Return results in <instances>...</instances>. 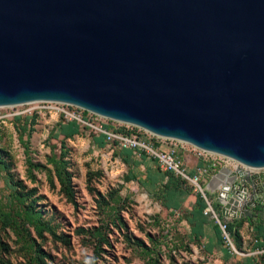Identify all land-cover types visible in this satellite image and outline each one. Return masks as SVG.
<instances>
[{"label":"water","instance_id":"water-1","mask_svg":"<svg viewBox=\"0 0 264 264\" xmlns=\"http://www.w3.org/2000/svg\"><path fill=\"white\" fill-rule=\"evenodd\" d=\"M36 102L264 169V0H0V108Z\"/></svg>","mask_w":264,"mask_h":264},{"label":"rangeland","instance_id":"rangeland-1","mask_svg":"<svg viewBox=\"0 0 264 264\" xmlns=\"http://www.w3.org/2000/svg\"><path fill=\"white\" fill-rule=\"evenodd\" d=\"M14 109L0 108V264H240L190 239L141 160H116L88 126L58 136L56 111Z\"/></svg>","mask_w":264,"mask_h":264},{"label":"built area","instance_id":"built-area-1","mask_svg":"<svg viewBox=\"0 0 264 264\" xmlns=\"http://www.w3.org/2000/svg\"><path fill=\"white\" fill-rule=\"evenodd\" d=\"M22 107L29 108L21 110ZM71 107H73L74 110H72ZM12 108H17V110H13L14 112L12 114L15 117L26 114L32 115L35 111H56L59 115H63L69 122H76L80 126H88L92 128L96 134L105 136L107 141L106 148L109 151L114 152L116 148L123 150L130 149L134 152L135 156L141 157L142 155H145L148 158L153 159L157 162L161 170L173 173L175 176L186 182L196 194L201 195L206 203L204 215L209 217L219 226L222 232L223 242L232 256L264 257V246L255 250H239L233 241L231 232L229 231V223L242 217L241 214L246 211V207H244L245 204L249 202L250 197L253 196L250 185L244 184L243 176H241L240 173L243 175L250 173L252 176L257 178L258 175L264 174V169H249L239 162L227 157L205 152L189 144L176 140L160 138L135 126L123 124L126 129L120 131L119 129L121 127L112 126V124H110L111 120L105 118L104 124L102 123V119H104L103 117L68 104L38 102ZM87 112L91 115V117H87L85 115ZM120 125H122V123ZM184 145L193 147V152L201 159V163L193 170L188 168L185 163V159L181 155V148H184ZM164 146H167V149H163ZM223 170L236 172L238 174L237 182L241 184L231 190L232 193L240 191V194L238 195L240 211L237 214L236 212H231L230 216L226 217L222 215L223 205L217 204L216 201L219 198V195H225L223 193L224 190L233 187V180L232 182H229L231 178L230 176L232 175L229 174L228 182L224 183L218 191V197L216 199L211 195L208 187V181L210 179L211 181H215L218 177L217 175Z\"/></svg>","mask_w":264,"mask_h":264},{"label":"crops","instance_id":"crops-1","mask_svg":"<svg viewBox=\"0 0 264 264\" xmlns=\"http://www.w3.org/2000/svg\"><path fill=\"white\" fill-rule=\"evenodd\" d=\"M163 148L167 149V146ZM113 153L115 152H112V154ZM181 154L182 156L184 154L183 158L190 170L195 169V167L201 163V159L190 148L182 147ZM116 160L122 161L123 159L120 157V159L117 158ZM142 167L144 169L142 170L144 174L143 178H147L150 186L156 188V190L162 192L161 194L166 196V204L171 206V210L180 206L182 208V213H190L196 209L197 194L189 191L182 185H176L173 182V178L165 175L164 172L158 168L153 159L147 158V161L142 163ZM228 176L229 174L225 172L223 176H218L215 181H211V179L208 181L209 190L215 199L218 197V191L224 183L228 182ZM232 180L233 178L231 177L229 182H232ZM256 180L255 186L250 185L256 203L246 208L244 216L232 222L240 226V234L243 240L242 246L245 250H255L264 246V174L258 175ZM202 218L205 219L206 222L203 227L205 237H203L202 240L209 250H213L216 255L218 254L220 256V260L225 259L228 257L227 249L217 244L218 225L209 218ZM183 221L187 223L190 229L189 232L191 233V225H189L188 221L185 219H183ZM242 257L243 258L237 257L234 261H240V264H258L259 262L260 264H264V258L261 257Z\"/></svg>","mask_w":264,"mask_h":264},{"label":"trees","instance_id":"trees-1","mask_svg":"<svg viewBox=\"0 0 264 264\" xmlns=\"http://www.w3.org/2000/svg\"><path fill=\"white\" fill-rule=\"evenodd\" d=\"M125 129H126L125 127H121L119 130L123 131ZM79 133H80V125L76 122H68L65 124H61L57 128V135L58 136H64L65 139L72 138L76 135H79ZM98 143L101 146L106 147L107 141H106L105 136L100 135L98 138ZM120 150H123V149L116 148L114 152L115 153L117 152L118 156L121 157L124 160V162L127 163L129 166H132L134 160H141L143 163L147 161L148 157L145 155L138 157V156H135L134 152L130 149H125V151H120ZM155 163L157 164L156 161H155ZM157 166H158V164H157ZM158 168L160 169L159 166H158ZM161 171L164 172L163 170H161ZM164 174L173 178V182L176 185H178V186L182 185L183 187H185L189 191L194 192L193 189L186 182L181 180L179 177L175 176L173 173L164 172ZM59 176L62 177V172H60ZM161 195L162 196L160 197V200H161L164 208H166L170 212L180 211V213L182 215V220L185 219L186 221H188L189 225H191L190 239L193 241H201L202 238L205 237L203 227H204V224L206 223L205 219H203L202 217L209 218V217L204 215V211L206 209V203H205L204 199L201 197V195L197 194V207L195 210H193L190 213H182V208L180 206L175 207V209L171 210V206H168L166 204V196L164 194H161ZM218 228H219V226H218ZM229 231L231 232V235L233 237V241H234L236 247L239 250H243L244 248L242 246L243 240H242V236L240 234V226L239 225L237 226L231 222V223H229ZM203 243H204V241H203ZM217 244H219L221 247H224L225 249H227L224 242H223L222 232H221L220 228L218 230ZM204 246L206 247L205 243H204ZM207 250L209 252L213 251L211 249L209 250L208 248H207ZM227 253H228V256H230V255L232 256V254L229 252L228 249H227Z\"/></svg>","mask_w":264,"mask_h":264},{"label":"bare ground","instance_id":"bare-ground-1","mask_svg":"<svg viewBox=\"0 0 264 264\" xmlns=\"http://www.w3.org/2000/svg\"><path fill=\"white\" fill-rule=\"evenodd\" d=\"M36 103H38V102H36ZM31 104H33V103H31ZM27 105V104H26ZM20 106H22V105H20ZM20 106H18V107H20ZM15 107H17V106H15ZM249 169H253V168H249Z\"/></svg>","mask_w":264,"mask_h":264}]
</instances>
